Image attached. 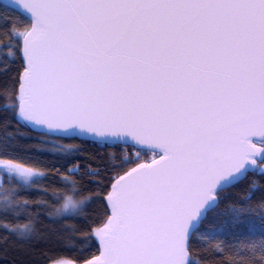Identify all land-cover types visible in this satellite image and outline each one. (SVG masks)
Masks as SVG:
<instances>
[{
	"label": "snow or ice",
	"instance_id": "1",
	"mask_svg": "<svg viewBox=\"0 0 264 264\" xmlns=\"http://www.w3.org/2000/svg\"><path fill=\"white\" fill-rule=\"evenodd\" d=\"M17 2L19 7L3 4L22 24L3 33L0 71L19 61L20 73L10 88L0 89L11 101L0 111L39 126L45 137H83L136 153L135 160L111 165L119 178L105 193L109 210L91 222L83 241L91 247L94 236L98 243L99 254L86 264H199L192 242L219 237L218 231L201 229L224 199L221 194L249 173L264 176V0ZM76 151L68 146L66 154ZM148 151L151 162L138 163ZM3 155L7 161L0 164L30 178L22 186L46 178V170ZM79 165L60 173L72 193L79 191ZM85 174L99 177L100 169L88 165ZM54 194L59 199L58 191ZM90 203L92 194L80 202L67 195L63 208L75 213ZM28 205L27 199L20 204L6 197L0 228L32 238L31 221L20 228L7 220ZM231 214L233 225L246 224L259 238L250 235L234 246L229 264H264V214L258 225L246 221L240 209ZM48 215L69 213L57 209ZM217 249L224 251L221 245Z\"/></svg>",
	"mask_w": 264,
	"mask_h": 264
},
{
	"label": "trees",
	"instance_id": "2",
	"mask_svg": "<svg viewBox=\"0 0 264 264\" xmlns=\"http://www.w3.org/2000/svg\"><path fill=\"white\" fill-rule=\"evenodd\" d=\"M0 18H3L0 19V43H7L4 31L11 30L13 23L22 22L15 10H6L2 4ZM4 20H7V23H4ZM27 27H30V24ZM4 54L6 53L0 51V67L4 64ZM19 73V61L12 64L7 72L0 71V89L5 85L10 88L13 77L18 79ZM10 102V98L0 94V107ZM68 146H76L75 155L66 154ZM5 152L26 160L24 166H34L37 171L46 170L47 175L42 183L33 184L31 187L22 186L15 178L2 175L0 203H3L6 197L13 203L23 204L25 199L29 201L28 209L21 211L18 217H7L8 222L23 228L31 221L35 233L32 238L23 239L0 228V264H56L61 259L81 264L93 258V254L98 255V244L94 236L91 237V247H84L83 241L89 238L88 234L92 232L91 222L108 211L105 193L118 178L111 165H119L124 158L135 160V151L130 147L106 148L76 138L45 137L25 123L18 122L12 111H0V159L7 161V157L3 155ZM113 154L116 159L110 162L108 157ZM152 158L153 152L148 151L138 163L151 162ZM76 161L80 162V171L75 174V178L80 183L79 191L72 193L71 185L61 184L60 173L67 172L70 166H75ZM88 165H91L93 170L100 169V176L86 175L85 169ZM135 166L133 163L120 169L119 175ZM253 181L257 183L253 185ZM57 191L59 199L54 194ZM98 191L101 194L96 196ZM89 194H92V203L83 205L79 211L73 213L72 210L63 208L67 195H72L74 201L80 202ZM221 195L224 199L214 212L208 214V220L201 229L218 231L219 237L210 242L199 239L192 242V258L199 264H229L236 255L234 246L240 245L241 241L250 235L259 238V232L249 233L246 224L233 225L231 209H240L246 221L252 220L258 225L261 215L264 214V207H261L264 204V176L249 173L245 179ZM40 200L46 203L38 204ZM57 209L68 212L69 215L50 218L48 214L55 213ZM3 219L5 218L0 216V221ZM217 245H221L224 251H218ZM239 251L242 257L247 256L246 248L240 247ZM236 264H241V261L237 260Z\"/></svg>",
	"mask_w": 264,
	"mask_h": 264
},
{
	"label": "water",
	"instance_id": "3",
	"mask_svg": "<svg viewBox=\"0 0 264 264\" xmlns=\"http://www.w3.org/2000/svg\"><path fill=\"white\" fill-rule=\"evenodd\" d=\"M8 2H10V3H12V4H17V7H19V5H18V2H17V0H0V4H4V3H8ZM24 12V10H23V8H20V13H23ZM29 128H31V127H29ZM32 130H34L35 132H37V133H39V134H41L40 133V131H39V126H37V127H35V128H31ZM61 138H67V139H69L70 137H61ZM76 139H78V140H81V141H88V142H91L90 140H87V139H85V138H83V137H77ZM149 152H152V151H149ZM158 158V157H157ZM131 170V169H130ZM129 170V171H130ZM123 175V174H122ZM119 178V177H118ZM118 178H116V179H118ZM115 182V180L113 181V183ZM106 200V199H105ZM107 204V203H106ZM108 207V206H107ZM109 210V209H108ZM98 244V243H97ZM99 254V253H98ZM92 259V258H91ZM86 262L87 261H85V262H83V263H81V264H86ZM72 264H75V263H72Z\"/></svg>",
	"mask_w": 264,
	"mask_h": 264
},
{
	"label": "rangeland",
	"instance_id": "4",
	"mask_svg": "<svg viewBox=\"0 0 264 264\" xmlns=\"http://www.w3.org/2000/svg\"><path fill=\"white\" fill-rule=\"evenodd\" d=\"M3 174L11 176L20 182L23 180H26V179H30L28 177L20 176L18 173L14 172V171L10 172L6 167H4L3 164H0V184H1V178H2ZM67 210H71V209H67Z\"/></svg>",
	"mask_w": 264,
	"mask_h": 264
}]
</instances>
